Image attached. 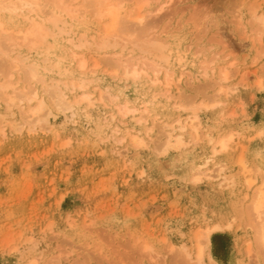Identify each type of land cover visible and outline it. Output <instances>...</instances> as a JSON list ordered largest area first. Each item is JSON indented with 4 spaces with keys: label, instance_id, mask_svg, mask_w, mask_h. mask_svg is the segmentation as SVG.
I'll return each mask as SVG.
<instances>
[{
    "label": "rangeland",
    "instance_id": "obj_1",
    "mask_svg": "<svg viewBox=\"0 0 264 264\" xmlns=\"http://www.w3.org/2000/svg\"><path fill=\"white\" fill-rule=\"evenodd\" d=\"M168 1L161 13H153L160 6L156 0H148L143 11L154 25L149 33L169 38L170 85L164 68L160 83H153L151 70L150 77L135 81L124 74V59L132 63L141 54L132 44L116 48L121 59L115 68L105 62L115 59L107 51L76 49L57 37L49 39L50 56L61 59V72L42 71L34 84L23 71L12 78L14 88L35 87L50 100L48 85L78 76L83 56L82 76L91 78L87 88L95 101L77 106L76 115L50 114L34 130L21 129L28 103L8 110L0 102V264H196L177 248L186 244L195 252V234L218 220L233 224L211 237L219 264H264L245 246L252 234L248 203L263 181L256 170L264 172V25L255 19L264 15V0ZM5 19L24 26L22 18ZM77 21L78 32L88 36L102 27L90 9ZM75 52L80 56L74 61ZM30 55L37 59L38 50ZM10 65L0 54V80ZM221 67L228 78L217 85ZM125 102L137 112L119 115L117 107ZM195 115L197 131L189 125ZM187 116L188 127L175 132L183 133L185 145L165 150L170 124L178 126L176 120ZM231 131L228 149L213 154V142ZM131 134L143 136L145 144H134ZM203 157L212 160L201 176ZM240 158L256 178L251 189ZM218 164L231 183L217 177ZM170 245L176 250L169 251Z\"/></svg>",
    "mask_w": 264,
    "mask_h": 264
},
{
    "label": "bare ground",
    "instance_id": "obj_2",
    "mask_svg": "<svg viewBox=\"0 0 264 264\" xmlns=\"http://www.w3.org/2000/svg\"><path fill=\"white\" fill-rule=\"evenodd\" d=\"M74 1L76 0H50L43 5L42 0H0V54L2 56H7L9 62L12 64L9 67H6V70L3 73L5 78L0 80V102L4 101L6 103V109L8 110L12 109L16 102L20 103V106L24 103H28V114L25 119L26 123L21 126V129L26 125L27 127L29 126L30 130H34L41 124L40 122H47V116L58 111L62 113L69 111L73 115H76L78 112H76L77 106H81V104L84 103L86 104V107L90 105L92 106L95 101L93 93L88 91L87 88L89 83H91V78H88V76H82V74H85L84 69L87 65V59L83 56L79 58L78 69H75V71H78L81 75H74V78L71 80H66V78L65 80L53 79V84L48 85L46 92L49 93L50 100L41 96L38 89L35 87H28L26 89L14 88L15 85L12 83V78L18 71H23L26 75L27 82L34 84L33 82L41 79L42 71H51L52 73L55 71L56 73L62 69L61 59H56L50 56L51 47L49 45V39L51 37L66 38L76 49H81L82 47L84 48L89 45L90 47L96 46L103 51L105 50L107 51V54L116 59L106 58L105 62L111 64L115 68H118L116 63H120L119 61L121 59L119 56L121 53L116 52V48L121 46L124 49L132 44L129 48L137 47L141 54L135 55L132 59V63H128L129 58L126 59V61L124 59L123 68L126 76L135 81L142 77L143 74H147L149 75L148 77H150L149 73L152 71L153 83H160L161 79L158 74L160 68H164L167 76L166 85H170L172 82L173 74H171L172 71H170L169 66H167L170 62V53L172 51L171 48L167 46L169 38H166L163 35L149 33L154 25H151V23L147 21L150 13L143 11L145 3H147L148 0H81L80 3H74ZM157 1L160 6H158L153 13H161L162 10L170 5L168 0H164L163 2L162 0H156V2ZM49 2H52L51 4L53 7L48 9L47 5ZM131 2L134 3V5L128 7V10L127 8L125 9L124 5ZM89 9L91 10L93 17L101 21L102 27L97 30V32L93 31L96 32V35L88 36L87 32H78V28H80L81 24L80 21L75 22V20L78 16L83 15V13ZM41 13L43 15H41ZM5 18L13 21L14 19L22 18L23 20H21L20 23L24 26L12 23V21L8 24ZM255 19L260 24L264 25V15H259ZM32 50H38L39 57L37 59L32 58L30 55ZM109 50L113 51L109 52ZM103 54H106V52H103ZM78 56H80L79 52H75L73 54V60L75 61ZM135 59L137 62H134ZM97 64L98 62L95 61L93 68H96ZM220 71V77L216 82L217 85L222 84V82L226 81L228 78V73L225 69H222L221 67ZM179 79L181 81V78ZM10 88H12V91H9ZM220 89L222 90V87ZM78 90H81L82 92L76 95L75 92ZM72 93L76 96L72 95ZM70 95L74 97L71 98ZM99 95V98H102L101 94ZM92 97L94 99H92ZM108 97L110 98V96ZM116 97L117 96H115V98ZM98 100L96 99V102ZM117 109L118 114L125 117L130 113H134L137 108H134L128 102H125L120 104ZM68 115H66V117ZM111 116L115 118L113 112ZM142 117L139 118V121L145 119ZM189 117L192 119V122H190L189 125L192 129L197 131L198 128L194 125V122L197 120L198 116L195 115ZM188 119L187 116L185 122L180 119L176 120L178 126L173 123L170 124L172 129L166 131V141L164 143L165 150L171 147L174 148L185 145L183 133L176 134L175 132L177 129L185 130L188 127L186 124ZM52 126L50 125L49 127ZM150 129L151 128L149 127V130ZM262 134L263 132L261 131L259 135ZM131 135L134 144H145L143 136L138 134ZM234 137L235 132L233 133L231 131L230 133L228 132L227 135L220 136L215 142H213L214 144L210 143L212 144V153L218 154L227 150L230 141L233 140ZM200 160V167L198 166L197 168L198 174L200 170L209 164L212 158L203 157ZM238 163L243 166L244 170L242 171L245 174L247 187L248 189H251L256 184V178L251 176L253 170L248 169L245 166L244 159L242 160V158L239 159ZM216 167L217 168L214 171L216 172L217 177L223 176L228 184L231 183V181L225 176L224 166L218 164ZM256 167L254 170H256ZM258 169L259 170L256 171L262 176L263 181L261 184L253 188L251 203H248L250 204L249 216L250 214L252 216L248 217L247 215L248 220H250L248 222L249 224L247 223V226L252 230V234L249 239L245 241L247 244H245V246H247L246 253H248V255L251 252H256L264 257V172L263 170L261 171V168ZM206 173L207 171H200L201 176ZM200 175H198V177ZM232 228V223L218 220L211 225L199 229V232L195 234L194 239L197 242V244L195 243V252L191 251L186 244L180 245L179 248L175 245H170L169 251H173L175 249L173 247H176L186 258L196 264H207V260L210 264H219L214 259L210 249L211 237L215 232L230 231ZM144 249L147 250L151 248L145 244ZM31 264H36V262L32 261Z\"/></svg>",
    "mask_w": 264,
    "mask_h": 264
}]
</instances>
